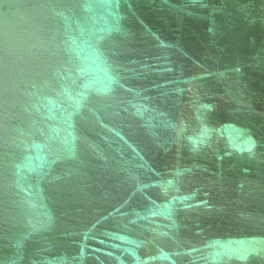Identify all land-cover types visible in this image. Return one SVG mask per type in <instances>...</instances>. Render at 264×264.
<instances>
[{
    "label": "water",
    "instance_id": "1",
    "mask_svg": "<svg viewBox=\"0 0 264 264\" xmlns=\"http://www.w3.org/2000/svg\"><path fill=\"white\" fill-rule=\"evenodd\" d=\"M0 264H264V0H0Z\"/></svg>",
    "mask_w": 264,
    "mask_h": 264
}]
</instances>
